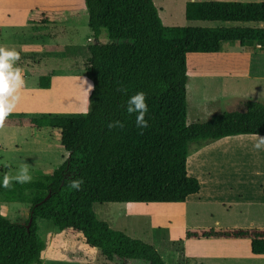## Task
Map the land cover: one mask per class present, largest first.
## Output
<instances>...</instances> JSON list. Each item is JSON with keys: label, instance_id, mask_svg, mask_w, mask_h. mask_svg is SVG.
Returning a JSON list of instances; mask_svg holds the SVG:
<instances>
[{"label": "trees", "instance_id": "obj_1", "mask_svg": "<svg viewBox=\"0 0 264 264\" xmlns=\"http://www.w3.org/2000/svg\"><path fill=\"white\" fill-rule=\"evenodd\" d=\"M93 42L85 75L92 82L83 118L11 120L15 126L46 131L68 153L50 175L0 187L6 202L29 205L25 222L0 215V264H41L45 245L37 220L59 231L81 234L85 245L118 264H165L149 244L114 230L97 218L94 203H183L200 191L189 177V145L199 149L235 136H264V103L244 101L243 112H225L186 124L188 54H214L228 43L255 47L264 54V2L189 0L187 21L198 26L166 27L152 0H83ZM69 6H75V3ZM64 4H34L26 26L48 27L63 16ZM215 24V25H214ZM102 33L106 42H100ZM49 76L38 87L50 88ZM145 93L148 107L139 129L128 114L127 99ZM119 121L123 127L109 128ZM81 179L79 190L69 181ZM48 198L44 201V199ZM29 219L31 224L26 225ZM186 240H248L253 255H264V229H187Z\"/></svg>", "mask_w": 264, "mask_h": 264}, {"label": "rangeland", "instance_id": "obj_2", "mask_svg": "<svg viewBox=\"0 0 264 264\" xmlns=\"http://www.w3.org/2000/svg\"><path fill=\"white\" fill-rule=\"evenodd\" d=\"M16 1L19 0H0V47L18 53L19 58L13 63V67L20 69V76L24 77L25 82L24 87L20 85L16 90L18 99L14 110L0 121V177L4 174L11 177L22 165H26L32 175V182L59 168L68 153L56 144L55 139L47 136L46 131L36 132L30 127L11 125L8 120L85 117L91 92L87 86L92 85V82L86 77L84 70L89 57L87 45L94 38L87 25L88 15L83 1L75 6L67 4L63 16L57 18L53 26H27L23 29L17 23L16 16H13V13H20L19 7L13 5ZM187 1L189 0H152V3L164 26H198V22L187 21L184 17ZM106 40L102 33L99 41ZM186 66L187 125L203 123L212 116L225 112H243L245 100L264 103V54L253 46L240 47L237 42H232L224 45L218 53L188 54ZM45 76L51 79L48 90L37 85L39 78ZM239 137L210 142L203 147H236V152L249 147L247 149L250 150L258 138ZM195 147L197 146L194 144L189 145V155L197 150ZM230 154H227L228 159L234 157ZM261 154L264 156V153ZM227 156L225 155L226 158ZM229 161L235 163L232 159ZM251 197L243 200L246 202H239L232 201L229 196L225 200L228 202L226 207L230 208L225 210L221 205L211 206L212 212L219 214L220 223L214 225L207 219L203 226H215L209 227L210 229H237L236 225L244 226L245 223L232 221L238 210L254 217L255 225H264L263 198L253 195L250 201ZM126 205L135 209L148 206L94 203L92 209L97 218L112 229L151 245L165 264H182L178 261L177 246L185 238L183 231L186 223L177 219L179 216L164 211L153 218L145 215L132 216L126 213ZM178 207L177 204H159L158 210L178 212ZM225 211L229 214L221 216ZM28 214L29 205L6 202L0 193V215L3 218L23 223ZM239 219L243 221L244 218ZM37 226L38 236L45 245L41 252V264H118L106 261L99 250L87 247L81 234L59 231L45 220H37ZM192 263L194 262H188Z\"/></svg>", "mask_w": 264, "mask_h": 264}, {"label": "crops", "instance_id": "obj_3", "mask_svg": "<svg viewBox=\"0 0 264 264\" xmlns=\"http://www.w3.org/2000/svg\"><path fill=\"white\" fill-rule=\"evenodd\" d=\"M82 1L19 0L13 3V5L19 7L20 13H13V16H16L17 23H20V28L23 29L27 28L26 19L34 4L53 3L67 5L72 3L78 4L79 2L82 4ZM21 79L23 81L21 86L24 87V77L21 76ZM11 120L14 119L8 121ZM236 137L239 136L229 138L233 139ZM53 138L59 146L58 135H54ZM235 148L201 147L188 156L186 161L187 175L198 180L200 191L195 195L187 197L183 203H171L177 204V207L179 206L178 212L168 209L158 210L159 204H148L147 207H141V209H135L126 205V213L132 216L136 215V217L145 215L153 218L160 215L163 211L169 212V214L172 213V215L179 216L177 219H181L186 223L185 230L205 229L215 227L214 225L220 223L218 219L220 217L219 214L212 212L211 206L221 205L222 209H229L230 207H226L228 202L225 200L229 196L232 197V201L246 202L243 201L245 198L252 196L249 198L252 201L253 195H257L258 197H262L264 201V156L261 154L264 153V148L256 150L250 147L249 150L247 149L249 147H244L243 150L237 152L234 151ZM230 149H232V152H229ZM228 153L233 154L234 157L228 159ZM231 159L235 163L230 162L229 160ZM257 176H259L258 179L254 180ZM228 214L225 211L221 216H227ZM239 218L244 219L240 221ZM207 219L214 225L203 226L204 221ZM233 219H235L232 220L233 222L245 223L244 226H241V224L236 225V227L234 226L237 229H264V225H255L254 217L252 218V216L244 214V211L238 210L236 218ZM185 230L183 231V236L185 235ZM179 242L181 245L177 246V254L178 261L182 264H188V262H194L192 264H264V255H253L248 240H186L184 238V240Z\"/></svg>", "mask_w": 264, "mask_h": 264}, {"label": "clouds", "instance_id": "obj_4", "mask_svg": "<svg viewBox=\"0 0 264 264\" xmlns=\"http://www.w3.org/2000/svg\"><path fill=\"white\" fill-rule=\"evenodd\" d=\"M19 58L18 53L14 50L0 47V121L11 113L15 106L18 97L15 95L17 88L22 84L20 69L14 68L13 63ZM88 89H92V85L88 84ZM126 111L128 114H135V125L139 129H144L148 126V122L144 119L145 113L148 111L145 102V93L140 91L135 95H131L127 99ZM109 128L123 127L119 121L110 122ZM253 148L260 150L264 148V136H258ZM32 175L29 172L28 166L22 165L17 173L11 177L4 174L0 177V187H9L10 182L26 184L31 182ZM83 181L75 179L69 181V187L79 190Z\"/></svg>", "mask_w": 264, "mask_h": 264}, {"label": "water", "instance_id": "obj_5", "mask_svg": "<svg viewBox=\"0 0 264 264\" xmlns=\"http://www.w3.org/2000/svg\"><path fill=\"white\" fill-rule=\"evenodd\" d=\"M48 198V196L44 199V201ZM31 224V219H29L28 224L26 225V228L28 229L29 225Z\"/></svg>", "mask_w": 264, "mask_h": 264}]
</instances>
